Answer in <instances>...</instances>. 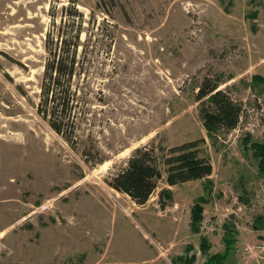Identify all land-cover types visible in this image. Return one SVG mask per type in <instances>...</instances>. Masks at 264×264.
<instances>
[{
    "label": "rangeland",
    "instance_id": "374dc122",
    "mask_svg": "<svg viewBox=\"0 0 264 264\" xmlns=\"http://www.w3.org/2000/svg\"><path fill=\"white\" fill-rule=\"evenodd\" d=\"M69 1L0 0V264H264V0H74L75 18ZM74 21L102 43L81 135L100 165L38 112L47 34ZM205 80L244 109L213 138ZM202 139L209 178L163 179L145 205L108 184L136 148Z\"/></svg>",
    "mask_w": 264,
    "mask_h": 264
},
{
    "label": "trees",
    "instance_id": "16d2710c",
    "mask_svg": "<svg viewBox=\"0 0 264 264\" xmlns=\"http://www.w3.org/2000/svg\"><path fill=\"white\" fill-rule=\"evenodd\" d=\"M69 2V7L64 10L70 11L73 18L82 17L76 2ZM82 33V27L76 21L67 26V31L60 30L55 34L48 32L45 42L47 58L38 112L73 150H82L81 155L86 163L100 165L107 160L95 159L93 151L86 147L81 135L88 122L92 121L89 117L95 114V103L91 101V84L88 82L90 55L96 44L102 43L91 33L82 42ZM198 89L200 116L208 136L213 138L221 132L229 133L237 129L244 112L243 105L220 90V83L211 84L209 80H205ZM203 142L204 139L174 147L152 142L136 148L108 184L114 190L128 195L138 205H145L163 179L168 186L174 187L209 178L213 175L214 168L200 147ZM257 147L260 149L256 157L260 158V168L264 170V147ZM96 150V154L101 153ZM163 196L164 191L160 195L161 200ZM202 214V207L194 206L192 222L196 230L201 223ZM255 228L263 230L264 225H255ZM227 241L229 245V237ZM227 256L228 254L222 258L223 262ZM203 264L218 263L215 258H209Z\"/></svg>",
    "mask_w": 264,
    "mask_h": 264
},
{
    "label": "crops",
    "instance_id": "0c3cea01",
    "mask_svg": "<svg viewBox=\"0 0 264 264\" xmlns=\"http://www.w3.org/2000/svg\"><path fill=\"white\" fill-rule=\"evenodd\" d=\"M229 258V254H228V256H227V258L226 259H228ZM225 261V260H224ZM187 262V261H186Z\"/></svg>",
    "mask_w": 264,
    "mask_h": 264
}]
</instances>
